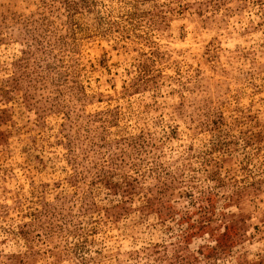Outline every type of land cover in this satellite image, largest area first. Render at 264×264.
<instances>
[{"label": "rangeland", "instance_id": "obj_1", "mask_svg": "<svg viewBox=\"0 0 264 264\" xmlns=\"http://www.w3.org/2000/svg\"><path fill=\"white\" fill-rule=\"evenodd\" d=\"M0 264H264V0H0Z\"/></svg>", "mask_w": 264, "mask_h": 264}]
</instances>
